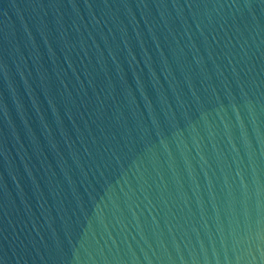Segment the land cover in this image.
I'll use <instances>...</instances> for the list:
<instances>
[{
	"label": "water",
	"instance_id": "water-1",
	"mask_svg": "<svg viewBox=\"0 0 264 264\" xmlns=\"http://www.w3.org/2000/svg\"><path fill=\"white\" fill-rule=\"evenodd\" d=\"M0 264H264V0H0Z\"/></svg>",
	"mask_w": 264,
	"mask_h": 264
}]
</instances>
